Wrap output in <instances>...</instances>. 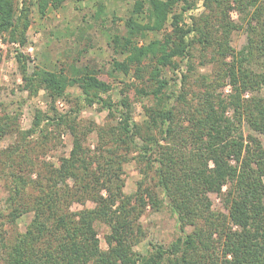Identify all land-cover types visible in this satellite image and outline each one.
Returning a JSON list of instances; mask_svg holds the SVG:
<instances>
[{"label":"trees","instance_id":"trees-1","mask_svg":"<svg viewBox=\"0 0 264 264\" xmlns=\"http://www.w3.org/2000/svg\"><path fill=\"white\" fill-rule=\"evenodd\" d=\"M69 1L0 0V37L24 46L33 8L44 18ZM94 1L81 22L112 31L109 76L124 84L118 101L95 68L30 69L28 55L14 49L19 90L43 91L49 100L27 128L20 106L1 107L0 140H13L0 149V264H264V0H111L110 9L109 0ZM199 1V14H189ZM120 5L125 18L116 14ZM241 28L246 42L235 49L231 36ZM149 32L155 36L146 41ZM130 87L144 111L140 121L124 92ZM58 99L69 103L66 111ZM92 105L106 110L102 124L80 117ZM63 133L71 147L54 163L45 154ZM129 162L140 178L127 194ZM75 203L81 207L72 209ZM164 207L178 235L135 250L146 236L141 216Z\"/></svg>","mask_w":264,"mask_h":264},{"label":"rangeland","instance_id":"rangeland-1","mask_svg":"<svg viewBox=\"0 0 264 264\" xmlns=\"http://www.w3.org/2000/svg\"><path fill=\"white\" fill-rule=\"evenodd\" d=\"M111 0L108 2V8L113 7ZM95 9L94 0L75 1L70 0L60 9H50L46 17L40 18L35 13L33 8L32 22L26 33V44L19 46L18 43H6L3 37H0V103L1 107H7L8 111H14L20 108V125L27 128L32 120L35 108L45 109L48 103V97L43 91H39L37 95L28 96L26 91H20L18 85L21 83L20 74L17 68L14 49L17 47L29 57L27 64L30 69L34 65L44 67L49 70H57L60 66L69 64L89 65L96 69L98 76L101 79L109 80L111 82V90L109 95L113 101H118L122 96L121 89L123 83L119 78L109 76L111 69V49L108 48L107 43L111 38L112 31L100 29L99 26L88 27V24L81 22L82 15ZM110 9V8H109ZM202 10L201 2H198L197 8L189 11V14L197 15ZM116 14L125 18L127 11L125 5L116 7ZM231 18L237 20V13L232 11ZM121 22V21H120ZM85 29L83 33L81 30ZM155 34L149 32L145 38L146 41L154 38ZM246 42V33L244 29H237L233 31L231 36V45L235 49H240ZM212 67L209 63L206 66H199L200 72H207ZM184 69V68H183ZM181 71L177 74L180 75ZM167 75L170 73L167 72ZM132 79H126L130 82ZM176 85L180 86L179 79L176 80ZM195 87V86H194ZM126 94L130 96L132 101V116L135 120L140 121L144 116V111L140 101L132 87L124 88ZM228 87H224V92H227ZM67 91L73 95L79 94L76 87H68ZM63 103L59 107L57 102ZM21 102V103H19ZM20 104V105H19ZM60 111H66L69 103L66 100L58 99L55 103ZM106 110L99 111L96 105L85 108L80 117L84 120H92L98 124L105 122ZM247 132L246 126L243 128ZM264 144V135H259ZM61 142L54 148L47 151L45 158L57 163V157L61 154H67L71 147V136L69 133H63L60 137ZM13 140L12 136L8 135L0 140V149L7 146ZM93 136L90 138V142ZM124 181L123 188L125 193H132L136 189L137 180L140 178L136 170L134 162H129L124 165ZM6 191L2 183H0V207L4 203ZM213 202V208L222 209L220 198L216 194H210ZM88 206L92 203L88 202ZM81 205L75 203L72 209L76 210ZM224 211V209H222ZM31 218V214L22 215L18 220V229L24 230L26 223ZM140 221L145 228L146 236L134 249L140 252H146L149 243L166 245L174 237L178 235V227L176 224L175 215L169 209L163 208L160 211L152 212L147 209L141 216ZM190 229V228H188ZM98 234L102 248H106L103 239V226L98 227Z\"/></svg>","mask_w":264,"mask_h":264},{"label":"built area","instance_id":"built-area-1","mask_svg":"<svg viewBox=\"0 0 264 264\" xmlns=\"http://www.w3.org/2000/svg\"><path fill=\"white\" fill-rule=\"evenodd\" d=\"M57 104L59 105V107H62L63 106V103L58 101Z\"/></svg>","mask_w":264,"mask_h":264}]
</instances>
